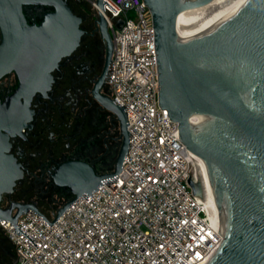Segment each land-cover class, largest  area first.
Instances as JSON below:
<instances>
[{
	"label": "water",
	"instance_id": "water-1",
	"mask_svg": "<svg viewBox=\"0 0 264 264\" xmlns=\"http://www.w3.org/2000/svg\"><path fill=\"white\" fill-rule=\"evenodd\" d=\"M214 0H144L153 14L159 76L160 106L179 124L177 134L194 160L208 173L220 210L223 241L206 264H264V0H239L224 16L190 26H178L179 16ZM54 7L40 25L28 24L23 6ZM98 26L106 41L104 70L94 97L112 112L120 127L121 147L112 172L99 174L81 161L60 165L53 179L73 194L50 223L32 204H18L14 215L1 209L6 193L23 178L22 165L9 153V136L0 127V224L18 225L29 211L52 226L79 198L87 199L105 184L114 183L123 170L131 133L125 105L102 93L114 49L105 5L97 0ZM0 77L22 61L34 60V70L21 92L30 97L52 88V72L70 56L85 34L82 18L68 0H0ZM124 24L119 21L118 28ZM13 129L16 130V127ZM11 130V129H10ZM197 196L204 185L189 181Z\"/></svg>",
	"mask_w": 264,
	"mask_h": 264
},
{
	"label": "built area",
	"instance_id": "built-area-1",
	"mask_svg": "<svg viewBox=\"0 0 264 264\" xmlns=\"http://www.w3.org/2000/svg\"><path fill=\"white\" fill-rule=\"evenodd\" d=\"M104 1L117 11L105 5L114 41L106 86L130 124L123 170L52 226L36 212L23 214L17 225L39 247L2 221L16 247L14 264H206L223 241L220 219L202 166L160 106L153 14L144 0ZM91 3L99 16L97 0ZM200 178L202 197L189 182Z\"/></svg>",
	"mask_w": 264,
	"mask_h": 264
},
{
	"label": "flooded vegetation",
	"instance_id": "flooded-vegetation-1",
	"mask_svg": "<svg viewBox=\"0 0 264 264\" xmlns=\"http://www.w3.org/2000/svg\"><path fill=\"white\" fill-rule=\"evenodd\" d=\"M92 1L68 0L73 12L82 18L85 34L81 45L52 72L54 82L49 91L37 92L32 97L25 91L16 99L32 75L33 59L22 61L18 68L0 77L1 132L9 136V153L24 172L14 190L4 194L1 201V209L13 215L19 210L18 204H32L45 217H53L72 199L70 189L58 186L53 179L63 163L85 162L99 174L114 169L118 153L110 146L113 138L100 132L96 121L99 111H108L93 95L104 70L107 46L99 30L97 13L91 8ZM51 12L54 7L49 5L23 6L30 25H40ZM3 39L0 24V46ZM102 93L112 98V90L106 84ZM3 237L6 232L0 224V239Z\"/></svg>",
	"mask_w": 264,
	"mask_h": 264
},
{
	"label": "bare ground",
	"instance_id": "bare-ground-1",
	"mask_svg": "<svg viewBox=\"0 0 264 264\" xmlns=\"http://www.w3.org/2000/svg\"><path fill=\"white\" fill-rule=\"evenodd\" d=\"M239 0H214L212 3L198 9L183 12L179 16L178 26H190L193 24L206 23L224 16L231 11ZM205 174L206 191L211 199V203L216 208V215L220 219V210L216 204L213 190L211 187L210 177L208 173ZM221 221V220H220Z\"/></svg>",
	"mask_w": 264,
	"mask_h": 264
},
{
	"label": "trees",
	"instance_id": "trees-1",
	"mask_svg": "<svg viewBox=\"0 0 264 264\" xmlns=\"http://www.w3.org/2000/svg\"><path fill=\"white\" fill-rule=\"evenodd\" d=\"M98 129L100 132H106L113 138L110 146L116 153L121 147L119 122L108 111H99L96 115ZM92 119V118H90ZM16 260V247L8 237L0 239V264H14Z\"/></svg>",
	"mask_w": 264,
	"mask_h": 264
},
{
	"label": "rangeland",
	"instance_id": "rangeland-1",
	"mask_svg": "<svg viewBox=\"0 0 264 264\" xmlns=\"http://www.w3.org/2000/svg\"><path fill=\"white\" fill-rule=\"evenodd\" d=\"M91 8H93V7H91ZM6 237H8L7 234H6Z\"/></svg>",
	"mask_w": 264,
	"mask_h": 264
}]
</instances>
